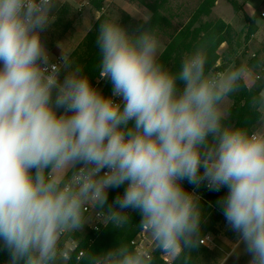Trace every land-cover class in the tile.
I'll use <instances>...</instances> for the list:
<instances>
[{"label":"clouds","instance_id":"9594fccd","mask_svg":"<svg viewBox=\"0 0 264 264\" xmlns=\"http://www.w3.org/2000/svg\"><path fill=\"white\" fill-rule=\"evenodd\" d=\"M55 0H0V249L9 264H61L68 232L94 210L123 229L131 209L151 247L120 242L91 264H153L197 249L206 212L184 182L226 194L216 201L249 264H264V89L251 97L257 123L227 108L252 69L224 71L197 45L171 71L152 27L99 23L98 70L105 96L68 53L58 61L41 39ZM150 15H143L148 24ZM124 187L111 204L110 189Z\"/></svg>","mask_w":264,"mask_h":264},{"label":"trees","instance_id":"16d2710c","mask_svg":"<svg viewBox=\"0 0 264 264\" xmlns=\"http://www.w3.org/2000/svg\"><path fill=\"white\" fill-rule=\"evenodd\" d=\"M132 1L146 6L152 13L151 20L148 24H144L143 21H140L134 25L135 31L137 29L143 30V28L152 27L156 33L161 23L165 21L160 13V9H162L169 0H153L152 4L146 3L147 0ZM217 1L218 0H202L189 22L169 36L165 49L159 55L160 62L168 69L176 71L184 55L190 53L197 45L203 43L207 46L209 64L215 70L220 60L219 50L221 46L223 44L230 45L236 38V32L231 25L227 24L222 19L209 20ZM226 1L232 6L236 14L243 17L245 23L248 25V33L245 38V41H248L257 31L254 20L247 16L243 9V3H240L239 0ZM103 3L104 0H91L90 5L98 13H101ZM106 18V15L101 14L78 49L70 55V59L75 65H79L83 68L84 73L91 79L94 87L100 90L105 96H110L112 85L110 81L100 78L97 67L99 61V53L96 46L97 30L100 21ZM242 63L247 64L252 69V72L256 75V84L249 88L244 82L241 90L230 97L229 100L232 104L228 110L231 113L233 122L244 123L248 121L250 125H255L257 123V114L252 110L250 102L253 95L257 94L261 89H264V61L257 55L248 57L242 53L235 59L234 66H239ZM184 187L186 190L195 192L201 197L200 203L206 212L201 221L202 238L209 230L203 222L211 221L212 223L225 220L216 201L226 194L227 189L222 188L219 192H215L210 191L203 184L199 188H196L186 181L184 182ZM123 190V186L110 189L108 193V203L111 204L117 195L122 194ZM211 202H213V204H211ZM127 211L130 213V222L125 225L123 229L108 224L107 226H101L100 230L96 232L91 230L89 224L86 223L84 228L75 231L72 238L76 242V247L71 251H67L69 260L66 264H91L90 254L106 252L116 247L120 242L133 246L131 242L141 231V229H139L141 216L137 211L131 209ZM201 250L202 247L199 245V247L191 252L187 258L184 256H181L179 259L173 258L170 264H196ZM80 254H82V256H80ZM164 255L166 254L155 251L153 253V264H169L164 262ZM0 264H9L8 252L3 249H0Z\"/></svg>","mask_w":264,"mask_h":264},{"label":"rangeland","instance_id":"374dc122","mask_svg":"<svg viewBox=\"0 0 264 264\" xmlns=\"http://www.w3.org/2000/svg\"><path fill=\"white\" fill-rule=\"evenodd\" d=\"M201 1L169 0L160 9V13L165 21L161 23L156 32L160 43L159 55L165 49L169 36L189 22ZM223 1L226 3L225 5H227L228 9L221 10L222 14L226 16V20L233 21L234 25L225 20L223 21L231 25L236 32L235 40L230 45L224 44L225 46L219 50L223 71L233 67L235 59L242 53L248 57L257 55L264 61V48H261L264 44L258 43L259 45H257L253 37L258 31V27H256V33L248 41H245L248 25L241 15L235 13L232 6L226 0ZM90 2L91 0H55V8L52 14L53 22L41 32L42 42L48 49L52 62L58 61L62 53L71 55L77 50L101 14L106 15L108 19H119L120 24L130 32H135L134 25L142 21L143 15H152L146 6L132 0H104L101 13H98L90 5ZM239 2L243 3L244 6V0H239ZM146 3L152 4L153 0H147ZM221 7L220 9H222ZM220 9L213 10L209 20L221 19L215 18L217 14H213V12L219 13ZM231 104V101L228 100V109ZM86 223H90L88 216L85 220ZM203 223L209 230L201 240L206 237L208 240L205 244H201L200 240L202 250L196 264H249L250 257L243 252L242 244L238 252H233L238 235L228 227L225 220L212 223L211 221H206ZM74 232H68L62 237L61 246L63 249L69 251V249L76 246V242L72 238ZM222 240H225V244L219 250L210 248L213 243L215 245L216 242ZM216 246L218 247V245ZM66 263L67 260L61 261V264Z\"/></svg>","mask_w":264,"mask_h":264},{"label":"crops","instance_id":"0c3cea01","mask_svg":"<svg viewBox=\"0 0 264 264\" xmlns=\"http://www.w3.org/2000/svg\"><path fill=\"white\" fill-rule=\"evenodd\" d=\"M225 4L226 3L223 0H218L216 2L215 8L213 10L216 11V10L220 9V6H222L221 7L222 9H220L219 13L213 12V14H217V16L215 18H221L222 20H225L228 23L234 25L233 21L226 20V16H224L222 14V11H224L225 9H228L227 5H225ZM243 9H244L245 13L247 14V16L254 20L256 27H258L257 33L253 36L255 41H256V44L259 45L258 43H260L261 45H263L264 44V18L261 17V14H264V0H244ZM224 46L225 45L223 44L221 46V49ZM261 48H264V46H261ZM221 62H222V60H219V62L217 63V65L215 67L216 71H223V67L221 65L222 64ZM244 82H245L246 86L249 88L255 86L256 75L252 72L251 76L249 78H246ZM224 244H225V240H222V241L216 242L215 245L213 243V245L210 248L211 249L215 248V249L219 250ZM216 245H218V247ZM234 246H236V244H234Z\"/></svg>","mask_w":264,"mask_h":264},{"label":"built area","instance_id":"2783aa9c","mask_svg":"<svg viewBox=\"0 0 264 264\" xmlns=\"http://www.w3.org/2000/svg\"><path fill=\"white\" fill-rule=\"evenodd\" d=\"M261 17L264 18V14H261ZM195 193V192H194ZM196 194V193H195ZM197 195V194H196ZM90 218V223H89V227L91 230L93 231H99L101 226L104 225V223L99 220V217L97 216V213L94 210H90L88 212L87 215ZM208 240V238L206 237L205 239L201 240V244H205V242ZM131 245L133 246H139V247H151L152 245V241L150 240V238L148 237L147 231L146 230H141L139 232V234L137 235V237L131 242ZM76 246H74L73 248L69 249L70 251L73 250ZM80 256H82V254H80ZM172 257H170L169 255H164L163 256V260L165 263H171L172 262ZM69 260V258L67 259V261Z\"/></svg>","mask_w":264,"mask_h":264}]
</instances>
